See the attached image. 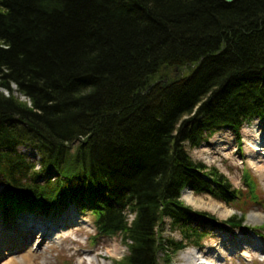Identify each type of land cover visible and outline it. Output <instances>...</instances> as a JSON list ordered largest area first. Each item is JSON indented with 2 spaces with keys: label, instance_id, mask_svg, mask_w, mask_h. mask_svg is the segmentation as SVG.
Wrapping results in <instances>:
<instances>
[{
  "label": "trees",
  "instance_id": "trees-1",
  "mask_svg": "<svg viewBox=\"0 0 264 264\" xmlns=\"http://www.w3.org/2000/svg\"><path fill=\"white\" fill-rule=\"evenodd\" d=\"M256 117L264 0H0L6 216L72 202L125 243L114 264L170 263L206 226L244 228V213L222 222L184 204V189L264 206L248 170L243 192L186 149ZM166 220L180 241L162 238Z\"/></svg>",
  "mask_w": 264,
  "mask_h": 264
},
{
  "label": "rangeland",
  "instance_id": "rangeland-1",
  "mask_svg": "<svg viewBox=\"0 0 264 264\" xmlns=\"http://www.w3.org/2000/svg\"><path fill=\"white\" fill-rule=\"evenodd\" d=\"M174 73L173 71L169 75L171 76ZM263 136L264 121L259 124V121L255 118L250 123L242 125L239 136L233 135L229 129H220L208 138V142H204L198 148L186 147V149L193 160L215 168L225 176L234 188L242 189L243 192H245L243 185L244 172L248 170L255 180L257 197L264 203V176L262 177L258 167H255L251 163V160H254L259 165H264V155L257 152L253 155L254 150L250 147V143L258 138L259 144L262 146L264 138L261 137ZM23 148L21 146L19 150L23 151ZM38 167L37 165L36 169ZM187 195L192 196L196 199V203L201 204L214 200L229 208L231 213L226 217H221L217 212H212L209 209L189 203ZM181 199L184 204L190 206L192 209L210 213L219 220H226L236 213L239 215L244 213V230H232L231 233L227 229L212 232L205 240L201 250L193 247L179 250L171 254L170 263L161 257L166 252L159 253V263L191 264V262H187L186 259L182 258L184 253L189 252H192L195 256L193 263H196L197 260L198 262L204 261L203 256L208 251L213 254H220V250H223L222 257L224 264H264V230L262 232V227L264 226V206L258 207L247 199L225 204L214 199L209 194H197L186 189L183 190ZM61 208L62 212L64 211L62 215L64 214L67 217L64 221H58V217L43 220L44 226H50L51 224L48 230L49 238L46 236L43 238V231L34 233L31 236V229L33 227L30 224L35 225L36 223H31L32 219L27 218L28 220L25 223L28 224L23 227L19 226L24 229L23 234L26 235L25 237L17 240L13 239V242L1 243V245L4 243V245L0 246V264H8L12 259L19 260L23 253L29 251L30 247H33L31 249L32 252H29L33 254L32 264H114L115 261L120 260L127 253L126 245L119 236L108 237L97 234L92 224V217L88 216L85 212L82 214L76 212L74 214L70 211L68 213L70 209H80L74 203L70 202L69 205L62 206ZM253 212L260 214V217L254 221L249 220V216ZM132 217L133 214H130L129 219ZM14 218L7 217L4 220L0 212V234L5 239L11 233L7 225L13 226L17 220L22 223L24 221L23 219L19 220V218L15 220ZM39 224L41 225L42 223ZM162 228L163 233L161 236L165 240L172 239V241L177 242L181 240V234L177 229H171L168 220L165 221ZM18 229L15 230L16 233H18ZM55 229L59 230L60 233L53 234L56 231ZM31 240L34 241L32 246L29 243ZM89 258H92L93 261L90 262Z\"/></svg>",
  "mask_w": 264,
  "mask_h": 264
},
{
  "label": "bare ground",
  "instance_id": "bare-ground-1",
  "mask_svg": "<svg viewBox=\"0 0 264 264\" xmlns=\"http://www.w3.org/2000/svg\"><path fill=\"white\" fill-rule=\"evenodd\" d=\"M253 139V138H252ZM256 142V143H255ZM259 138L258 139H254V141H252V143H250V147L252 149H254V153L253 155L257 152L258 154L261 153V150L263 151L264 149V146L262 147H258L257 145H259ZM261 146V145H260ZM264 155V151L262 153ZM251 159V158H250ZM251 163L252 165H254L255 167H258L259 171H260V174L261 176L263 177L264 176V165L262 164H258L256 163V161L254 162V160H251ZM187 201L189 203H192L194 204L195 206H198V207H202V208H206V209H209L211 210L212 212H217L219 216L221 217H226L227 215H229L231 213V210L229 208H226L225 206L221 205L220 203L214 201V200H210L208 203H196V199L193 198L192 196L190 195H187ZM250 219L249 220H257V218L260 217V214L258 213H255L253 212L250 216ZM25 222V220L23 221V223ZM22 222H19L18 220L15 221V224L16 225H19L21 226L23 224ZM48 228L46 227L45 228V232ZM11 230V228H10ZM9 230V232H10ZM8 232V233H9ZM43 233V232H42ZM10 235V234H9ZM25 239V238H24ZM23 247V246H22ZM32 248L29 249V251L25 252L22 254L21 258L19 260H13L11 262H9L8 264H32V258H33V254H30L29 252L31 251ZM220 254L217 253V254H213V253H210L209 251L203 256L204 257V261L202 262H196V263H193V259H194V255L192 254V252H189V253H184L182 258L183 259H186L187 262H191V264H219V262L221 264H224V259L222 257V254L224 253L223 250H220ZM32 252V251H31ZM207 255V256H206ZM219 259H221L219 261ZM89 261L92 262L93 259L92 258H89Z\"/></svg>",
  "mask_w": 264,
  "mask_h": 264
},
{
  "label": "water",
  "instance_id": "water-1",
  "mask_svg": "<svg viewBox=\"0 0 264 264\" xmlns=\"http://www.w3.org/2000/svg\"><path fill=\"white\" fill-rule=\"evenodd\" d=\"M227 2H231L232 0H226Z\"/></svg>",
  "mask_w": 264,
  "mask_h": 264
}]
</instances>
